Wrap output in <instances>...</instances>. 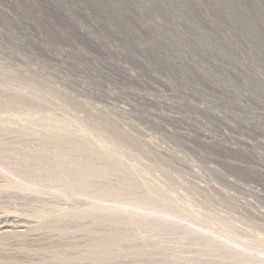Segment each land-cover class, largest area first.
Returning a JSON list of instances; mask_svg holds the SVG:
<instances>
[{
	"label": "rangeland",
	"instance_id": "rangeland-1",
	"mask_svg": "<svg viewBox=\"0 0 264 264\" xmlns=\"http://www.w3.org/2000/svg\"><path fill=\"white\" fill-rule=\"evenodd\" d=\"M51 1L0 0V94L10 101L0 121L25 126L0 137V263L264 264V111L251 108L254 91L264 95V0H132L138 7L128 9L114 0L97 16L79 12L86 0ZM139 13L154 22L148 32ZM108 17L133 48L211 52L237 74L190 66L173 80L155 77L169 90L157 92L121 73L141 60L120 59L125 47L93 24L79 28ZM46 135L83 142L80 156L97 154L117 172L90 190L47 182L14 153L37 150ZM123 180L126 197L99 193Z\"/></svg>",
	"mask_w": 264,
	"mask_h": 264
},
{
	"label": "bare ground",
	"instance_id": "bare-ground-1",
	"mask_svg": "<svg viewBox=\"0 0 264 264\" xmlns=\"http://www.w3.org/2000/svg\"><path fill=\"white\" fill-rule=\"evenodd\" d=\"M60 1L66 2V4L68 3L67 0H60ZM60 1L52 0L51 2L54 5L55 4L60 5L61 4ZM208 1L210 2V0H202V3H205V2L208 3ZM96 2L97 1H94V0H86L85 4H82V6L79 8V12L90 13L94 16H97L99 15L98 13H100L101 10H103L104 8H107L110 5H114V3H116L114 2V0L113 1L112 0L101 1L100 4ZM249 2L252 3L253 0H249ZM118 4L119 5L123 4L124 8H127V7L129 8V6L131 5L137 6V4H134V2L132 3V0H121V2H119ZM199 9H200L199 13H203L204 15L207 13V11L206 10L203 11L201 7H199ZM239 9H240V6L238 4L236 5V8H233L229 12L230 14L237 15L236 12H238ZM68 13H69V16L74 19L76 18L75 15H78L77 13H73V12H68ZM127 13L131 14L132 17L138 16V14L134 11L133 12L127 11ZM139 14H140L139 15L140 18L144 19L147 22V26L145 27L146 28L145 32H148L150 30L149 23L151 22L152 24H154V22L150 18L151 16L148 17V16H144L141 13ZM125 16L126 15H120L118 19L124 20V18L126 19ZM99 21H100L99 23L97 21H91L89 22L91 24H86L84 26L80 25L79 28L80 29H84L85 27L89 28L93 24L102 33V35L104 36V39H106L108 43H112L117 46L125 47L124 52H122L121 54L119 53L115 54L118 57H122L120 59L127 60V57H130V55H134L136 58L141 60V62H143L141 65L137 66L135 64H132L131 66L129 65L131 64L130 62L129 63L125 62L124 63L125 65L121 67L120 69L121 73L130 75V76L133 75L140 82V84H143V85L148 84L149 86H152L153 84L156 85L155 84L156 82L154 79L155 77L169 78L170 80L176 79V77L182 75L183 73L185 74L188 68H190V66L194 67L196 70H198V72H201V73L203 72L206 74H213V75L216 74L218 76L224 75L226 77L227 76L230 77L232 75L230 72L232 73L236 72L237 74L236 68H234L231 64L225 65L224 63H221L220 62L221 60H219L218 55L213 54L211 52L210 54L204 57H200V55L194 53L193 51L179 52L178 50H173L172 48L170 49L167 47H161L162 53L161 52L155 53L153 50V46H152L154 44L152 45L145 44V46L135 44L133 48L131 46L132 44H129V43L130 42L134 43V41H131L132 37L130 38L129 35H127L126 33L124 34L125 31L120 26V22L118 23L119 26H117L116 22L113 20L112 17H108L107 19H104V20L101 19ZM116 26L118 27L120 33H117L116 29H114V27L116 28ZM225 27H226L225 29L229 31V29H227L229 26L228 27L225 26ZM234 27L238 32V30H240L241 29L240 27L242 26L241 24L239 25L237 23H234ZM110 29L112 31V34L109 33ZM135 31L138 32V34H136L137 38L144 36L141 34L142 31L140 29L135 28ZM148 48H151L150 53L148 52L149 50ZM174 55L180 58L178 63L171 64L169 61L168 62L166 61L168 59L171 60L174 57ZM161 60H163V62L166 61L167 64L164 65V63H162L161 65L162 67L159 66ZM216 61H219L220 63L218 64L216 63ZM144 63L150 64L152 68L151 67L146 68L143 65ZM192 72H194V69ZM211 77H214V76H211ZM212 80H214V78L213 79L211 78V80H209V83H210L209 85L214 86L217 89L218 88L217 83L215 82V80L214 81ZM259 81H261V79ZM172 82L173 81H171V84L173 85ZM195 85L202 86L200 82L195 83ZM156 88L158 89L157 92H161V93L164 92L165 90L167 92L169 91L166 88L164 89L160 86H157ZM209 90L216 92V90L212 88H210ZM254 90L255 89H252V91ZM254 92L255 94H257V96L255 97H258L256 101L259 104H261L260 106L263 107V104H262V102L264 101V95L262 96L263 92L262 91L261 93L259 91L258 92L254 91ZM184 97L186 100L187 99L191 101L196 100L195 96H192V95H186ZM212 98H214V96H212ZM260 98L262 102L260 101ZM247 102L251 103L250 100H245V99L240 100L239 106H243L244 104L246 105ZM9 104H10V101H9V98L6 96V94L4 93L0 94V111L6 110ZM214 104H217V102H214ZM259 104H254V105L252 104L251 108L256 112L264 111V108L258 107ZM20 123L21 124L17 125V128H16L18 130H13L12 127L8 124V122L0 121V137L5 139L9 135H11L12 132H19V130L21 131V128L24 130L25 129L24 124L22 122ZM41 138H43V145L37 150L30 151V152L21 150V151H15L14 153L17 157L21 158L23 161L33 163L34 169H36L38 172L40 173L43 172L44 174H46L45 180L49 183L59 184L67 188L90 190L92 188L93 181L102 180L106 176V174L109 172H114V173L117 172V169L114 167L100 165L99 159H101V157L97 154L90 153L89 157L80 156L85 153H89L87 146L83 142L71 139L69 137L54 136V135L41 136ZM3 139H0V147L3 145V142H2ZM76 155L78 156L75 157ZM128 188H130L129 182L126 180H123L121 182V187L118 192L117 191L111 192L109 190H101L99 191V193L103 195H115L117 197H126L125 190ZM7 232L8 231L5 229V227L0 225V236L6 235ZM0 264H16V263L8 262V263H0ZM67 264H74V263L70 262Z\"/></svg>",
	"mask_w": 264,
	"mask_h": 264
}]
</instances>
